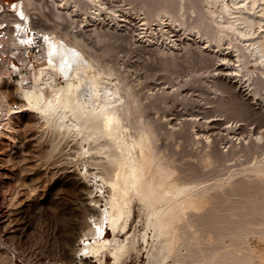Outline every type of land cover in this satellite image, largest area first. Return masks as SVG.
Wrapping results in <instances>:
<instances>
[{
  "label": "rangeland",
  "instance_id": "374dc122",
  "mask_svg": "<svg viewBox=\"0 0 264 264\" xmlns=\"http://www.w3.org/2000/svg\"><path fill=\"white\" fill-rule=\"evenodd\" d=\"M38 1H41L40 12L50 16L54 14V0ZM102 1L95 5L86 0L79 5L80 8L71 1L70 10H73V17L81 26L78 25L80 28L77 26V29L68 25V29L79 30L95 56L100 54L102 61L118 66L117 69L122 71L119 72L133 83L139 99L148 108L145 118L157 125L158 134L162 133L157 134L159 145L164 150L162 155L165 153L168 155L166 159L175 160L173 163H177L179 169L182 167L180 170L183 173L192 171L189 177L192 173L190 178L198 181L196 184L200 183L202 188L215 185L211 192L219 193L217 201L213 197L210 205L207 203L209 210L211 206L214 219L210 217L209 221L210 212L206 210V204L203 209L207 211L208 218L206 216L205 219L208 221L205 223L203 218L204 221L196 220L190 223L191 226L188 224V228L186 224L181 226L187 229L177 234V237L180 235L179 244L176 241L180 245L176 244L178 251L163 264H264V223L256 224L262 220L239 227V231L235 232L217 231L215 225L222 215L224 218L220 219L226 224L234 213L237 218H233L241 220L250 217V211L256 210L261 211L259 217L264 219V175L258 177L251 170V166L264 158V138H257L258 134H264V75L257 87L255 76L258 73L255 71L259 65L255 57L249 55V50L245 48L248 56L242 58L244 61L237 58V44L242 43L236 49L242 47L243 50L247 47L246 42L239 40L238 43L232 35L229 40L217 45L202 35V27L200 29L198 24H202L200 18H205L190 10L184 16L189 22L181 25L179 21L171 23L169 16L161 10L168 18L156 10L148 12L145 5L139 2ZM48 19L46 21L50 22ZM226 52L232 53L227 58L231 57L233 65L224 71L233 75L239 69L234 77L236 84L223 77L221 73L224 71L218 68L220 63L228 61L224 59ZM39 121L37 113L29 110L21 112L13 117V128L5 130L0 138V264L58 260L75 264L77 250L83 245L80 242L82 232L92 223L88 200L83 195L89 196L95 184L99 186L93 193L95 198L104 199L109 189L101 179L95 181L92 175H83L87 167L91 171L96 170V160L91 157L92 154L81 149V136L71 134L63 137L53 128L41 126ZM196 132L205 133L204 136L208 134L210 144L213 143L209 145L207 137L203 134L200 137ZM214 149L219 156H215V160L213 155L211 162L204 165L201 162L204 159H200L205 157V152ZM248 173L254 177L247 176ZM199 185L196 189L200 188ZM227 192L234 195L225 194ZM215 206L220 209L218 212ZM223 206H226L224 211L230 206L233 212L227 210L226 215L222 211ZM133 210L130 227L139 239L136 245L139 251H132L124 264H147L146 249L150 246L142 236L147 231L152 242L153 231L147 226L141 204L134 202ZM213 211L218 213V219ZM220 211L222 215L219 217ZM230 213L233 215L230 216ZM105 235L109 236L111 232L107 230ZM89 264L98 263L89 259ZM107 264H114L113 259L108 258Z\"/></svg>",
  "mask_w": 264,
  "mask_h": 264
},
{
  "label": "bare ground",
  "instance_id": "6f19581e",
  "mask_svg": "<svg viewBox=\"0 0 264 264\" xmlns=\"http://www.w3.org/2000/svg\"><path fill=\"white\" fill-rule=\"evenodd\" d=\"M59 1V3H56V0L53 1L55 7L53 8L54 14L51 16L39 11L41 1L38 0H4L1 4L2 6L13 7L19 12L24 18V20L19 22V26L24 27V29H26L27 21H29L30 17H37L38 21L40 20L44 25L52 26H41V31L45 35L47 34V48L43 63L34 72L29 85H24L23 82H20L16 87L20 99L27 106L24 111L29 110L37 113L41 126L53 128V131L56 130L63 137L71 134L81 136V149L87 154H92L91 157L96 160V170L91 171L87 167L83 175H92L95 177V181H98L99 178L109 188L104 199L95 198L96 195L93 193L99 187L95 184H93L95 189H90L89 196L83 195V198L88 200L87 204L91 210L89 220L92 223H89L82 232L80 242L82 241L83 245L77 250L78 259L75 264H89V259H94L98 264H107L108 258L113 259L114 264H124L125 259L129 257L131 252L137 250L136 245L139 243L137 234L131 231L130 227L134 215L133 206L136 201L141 204L146 216L147 226L153 231L152 242H150V234L147 231L142 236L143 241L150 246L146 249L148 253L147 264H163L169 256L175 255L178 251L176 244L177 242L179 244L180 235L177 237V234H181L182 230L185 231L188 228V224L196 220H206L207 211L203 208L213 197L215 200L218 199L219 193L211 192L212 189H215V185L202 188L200 183L196 184L198 181L195 182L190 178L192 173L189 177V172L192 171L189 170L186 174L183 173L184 171L180 170L182 167L179 169L176 165L177 163H173L175 160L172 161L168 157L167 159L171 160L170 162L166 159L168 155H165V153L164 156L162 155L164 150L161 149V145L158 142V135L162 133L158 134V128L155 127L157 125L145 118L146 109L148 108L143 105L142 99H139L133 83L131 84L130 80H127L128 78L125 77V74L122 75L123 73H120L122 71L117 69L118 66L115 67L110 64L111 62L105 63L102 61L99 53V57L95 56L92 47L88 45V42H85V39L83 40V35L81 36L80 31L77 30L81 25L78 23V19L73 17L74 13L73 10H70L69 4L73 1L74 5L79 7L86 0L82 2H80L81 0ZM88 1L98 5L102 0ZM130 2H139L145 5L148 12L151 13L155 10L159 13L165 12L169 16L171 23L179 21L181 25L183 23L185 25L188 21L185 20L184 16L190 10L205 18V20L199 19L197 15L203 24H198L200 29L202 27V35L206 36L210 41L213 40L217 45L229 40L232 35H234L232 37H236V40L238 39V43L240 41L246 42V44H243L247 47L243 45V50L242 47L236 49L242 43L237 44V46L234 45V47L236 46L237 58L239 57L242 61L248 56L245 53L246 51H244L245 48L249 50L247 52L255 57L259 65L255 71L258 73L255 76L257 77L256 84L258 85L259 81H262L261 78L264 75V0H130ZM87 4L89 5L88 2ZM103 6L106 5L103 4ZM103 6L99 5L102 8ZM166 14L165 18L167 17ZM48 18H50V22H47ZM198 19L197 21H199ZM71 24L73 25L71 26ZM68 25L77 29H68L70 28ZM65 29L67 30L64 31ZM238 50L244 52L237 53ZM225 54L226 57L224 59L228 60L227 62L229 63L222 62L218 65L221 72L226 71L228 67L232 68L231 66L233 65V63L232 65L230 63L231 57L227 58L232 53L226 52ZM243 65L246 64L243 63ZM236 70L239 72V69ZM225 71L221 75L236 84L234 77L238 75V72L232 75V73H226ZM12 122L13 116H6L1 121L0 138L5 130L13 128ZM199 133L196 132L201 137L203 133ZM204 134L203 137H207L208 143L211 145L213 142L210 144V136H207L208 134L204 136ZM257 138H264V134H258ZM213 155L214 157L219 156L217 149L205 152V157L202 155L203 158L200 160L204 159L201 162L206 165L205 163L208 164L214 158H212ZM191 163L190 167H193L194 162L193 164ZM223 163L225 164V162ZM251 167V170L258 177H262L264 175V158ZM202 168L204 169V167ZM247 176H250V174L248 173ZM197 185L200 188L196 189ZM217 186L216 189L218 190ZM224 190H222L223 193ZM232 192L234 194L237 193ZM225 194L232 193L227 192ZM223 199H225V196ZM220 204L219 206L222 208ZM209 205L207 204V207ZM224 207L226 206H223V210H221L228 215L227 210L229 211L231 208L229 206V209L227 206L228 209L224 211ZM206 210L210 212L211 206L210 210L209 207ZM219 210L217 209V212ZM222 211L219 212V217L222 215ZM231 212L233 211L231 210ZM211 214L212 212L209 214V221L210 217H212ZM231 214L233 215V213H230V216ZM235 214L231 218L229 217L230 219L227 221L230 222L226 224L221 220L224 218L223 215V218L220 217L221 219L219 218V220H217L218 215L217 217L214 216L217 218L215 219L217 221L214 222L218 229L215 228V230L235 232L239 227L248 226L256 222V220L263 221L260 223L256 222V224L264 223V219L259 217L261 211L258 210L250 211V217L241 220L234 219L235 217L237 218ZM237 215L239 216L241 213H237ZM226 218L228 219V216H225ZM212 219L214 218L212 217ZM185 224L187 228L185 226L182 228L181 226ZM195 229L193 231H196ZM107 230L111 232V235H105ZM176 238L178 239L176 240ZM178 244L177 246H180Z\"/></svg>",
  "mask_w": 264,
  "mask_h": 264
},
{
  "label": "built area",
  "instance_id": "2783aa9c",
  "mask_svg": "<svg viewBox=\"0 0 264 264\" xmlns=\"http://www.w3.org/2000/svg\"><path fill=\"white\" fill-rule=\"evenodd\" d=\"M0 0V129L6 116H16L27 106L20 99L16 87L20 82L31 83L34 72L44 61L47 48V34L41 31V22L30 17L26 29L19 26L24 18L15 8L2 6ZM15 1V0H13ZM6 3V2H5ZM30 264H66L46 261Z\"/></svg>",
  "mask_w": 264,
  "mask_h": 264
}]
</instances>
